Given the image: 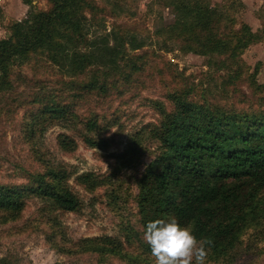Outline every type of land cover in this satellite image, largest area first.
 I'll return each instance as SVG.
<instances>
[{"label":"rangeland","instance_id":"rangeland-1","mask_svg":"<svg viewBox=\"0 0 264 264\" xmlns=\"http://www.w3.org/2000/svg\"><path fill=\"white\" fill-rule=\"evenodd\" d=\"M93 1L103 10L99 17L105 28L100 26L89 37L120 27L143 44L141 50L131 53L140 57V69L133 73L122 65L121 74L109 80L106 92L97 93L78 89L91 80L92 70L69 78L40 55L14 68L12 88L0 92V185L26 184L32 173L44 171L45 160L68 174L67 185L79 207L64 213L50 201L29 195L15 219L0 211V264H128L113 258L101 263L91 254L64 255L54 244L69 246L97 236L122 238L125 225L139 229L137 181L157 153L151 138L161 119L156 104L169 109L168 96L174 92L188 93L195 102L205 100L236 110L258 109L263 100L257 85L264 84V37L249 45L234 63L226 54L183 53L175 38L177 32L169 31L175 20L174 0ZM204 1L218 14L224 33L243 25L256 34L264 29V0ZM33 5L43 9L45 0H35ZM27 12L22 0H0V39L9 36V22L22 20ZM54 95L59 101L72 102L68 105L74 117L58 124L31 121L41 107L35 97ZM90 119H96L98 132L85 131L84 124ZM30 125L32 134L27 132ZM60 135L75 140V151L60 149ZM83 136L106 140L108 147L89 148ZM132 147L136 153L122 157ZM86 174L94 184L81 178ZM262 234L256 239L252 230L247 231L232 264H264V225ZM207 264L226 263L207 257Z\"/></svg>","mask_w":264,"mask_h":264},{"label":"trees","instance_id":"trees-1","mask_svg":"<svg viewBox=\"0 0 264 264\" xmlns=\"http://www.w3.org/2000/svg\"><path fill=\"white\" fill-rule=\"evenodd\" d=\"M28 12L22 20L10 21L9 36L0 39V92L12 88L10 76L40 55L64 76L81 77L94 71L91 80L78 85L79 92L105 93L109 80L121 74V67L139 71L140 59L131 55L141 50L134 36L112 27L96 35L103 12L93 0H45L37 8L33 0H22ZM174 23L169 31L180 40V51L198 55H224L234 63L249 45L264 37L247 25L226 33L216 11L204 0L172 1ZM109 82V83H108ZM82 89V90H81ZM262 96L258 109L236 110L195 102L185 92L168 96L170 108L156 104L160 122L151 138L157 153L137 181L136 207L139 229L122 226V238L97 236L54 244L61 254L95 255L104 263L110 258L128 264H154L149 246L143 240L144 226L155 219L175 217L181 226L191 225L198 239L207 238L208 258L215 263H234L243 246V235L252 230L256 239L264 225V84L257 85ZM73 97H77L75 94ZM40 104L32 120L61 123L74 117L71 101L57 97H35ZM41 121V122H42ZM31 123V122H30ZM86 132H98L96 119L87 120ZM30 131V132H29ZM32 125L27 132L33 133ZM28 135V134H27ZM92 149L104 150L106 140L83 136ZM64 152H73L76 142L67 135L58 137ZM132 147L122 157L134 155ZM44 163V171L32 173L26 184L0 185V211L15 219L24 208L26 196L48 200L64 213L75 212L78 199L67 185L68 174ZM94 184L91 175L81 177ZM65 243V242H64Z\"/></svg>","mask_w":264,"mask_h":264},{"label":"clouds","instance_id":"clouds-1","mask_svg":"<svg viewBox=\"0 0 264 264\" xmlns=\"http://www.w3.org/2000/svg\"><path fill=\"white\" fill-rule=\"evenodd\" d=\"M143 240L154 264H207V238L198 239L191 225L181 226L175 217L155 219L144 226Z\"/></svg>","mask_w":264,"mask_h":264},{"label":"crops","instance_id":"crops-1","mask_svg":"<svg viewBox=\"0 0 264 264\" xmlns=\"http://www.w3.org/2000/svg\"><path fill=\"white\" fill-rule=\"evenodd\" d=\"M33 2L35 3V0H33ZM33 2H32V3H33ZM24 6H26V5H24ZM26 9H28V7H27V6H26ZM24 17H25V16H24ZM19 20H21V19H19ZM19 20H17V21H19Z\"/></svg>","mask_w":264,"mask_h":264}]
</instances>
